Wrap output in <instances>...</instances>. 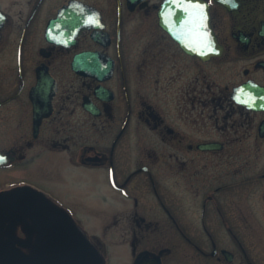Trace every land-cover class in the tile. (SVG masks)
<instances>
[{"label": "flooded vegetation", "instance_id": "flooded-vegetation-1", "mask_svg": "<svg viewBox=\"0 0 264 264\" xmlns=\"http://www.w3.org/2000/svg\"><path fill=\"white\" fill-rule=\"evenodd\" d=\"M250 79L264 0H0V264H256L219 193L251 177L201 193L203 155L229 150L220 110L264 119L232 97ZM30 166L106 210L79 216Z\"/></svg>", "mask_w": 264, "mask_h": 264}, {"label": "rangeland", "instance_id": "rangeland-1", "mask_svg": "<svg viewBox=\"0 0 264 264\" xmlns=\"http://www.w3.org/2000/svg\"><path fill=\"white\" fill-rule=\"evenodd\" d=\"M222 114H226V110H220L219 112V125L223 126L228 123L230 137L227 138V135H222L220 131L218 136L219 139L226 140V146L229 147V150L222 151L217 156L203 155L202 163L207 164L208 171L206 174L208 176L201 177V193H210L217 184L224 183L226 180L237 181L243 177H251V180L246 184L235 185L229 191L224 192L225 190H221L219 193L233 194L240 197L241 202L239 204L246 207L245 213L249 218V227L243 228L242 224H237L238 230L243 231L237 236L248 248L255 263L264 264V177L260 176L264 173V138L258 134V123L263 113H232L227 122L223 121ZM249 120L250 124H248ZM242 121H245V126H240ZM206 122L208 127L204 128L203 132H208L207 135H210L211 120L208 119ZM27 175L44 189L54 195L61 196L79 216H82L86 211L101 213V211L106 210L100 196V187H91L87 191L83 188L77 189L74 187L77 190L74 194V191L70 188L65 192L52 179L36 176L34 171L31 170V166L28 167ZM246 200H248V207L246 206ZM173 240L179 241L172 236V242ZM218 244L228 245L234 251L240 252L241 257L237 241L231 235H228L227 238L226 235L220 234Z\"/></svg>", "mask_w": 264, "mask_h": 264}, {"label": "water", "instance_id": "water-1", "mask_svg": "<svg viewBox=\"0 0 264 264\" xmlns=\"http://www.w3.org/2000/svg\"><path fill=\"white\" fill-rule=\"evenodd\" d=\"M61 17L59 19H61ZM187 48H188V45H187ZM198 50L201 52L203 51V53H205V50H201V49H198ZM232 97L238 103L245 105L248 109H252L256 111L264 110V86L254 80L250 79L246 82H243L242 84L238 86H235L233 93H232ZM259 135L264 136V119L261 120L259 124ZM199 145L202 148H221L222 147L221 142H215V141L208 142V143H202ZM224 252L227 254V258L229 260L233 258V254L230 251L224 250Z\"/></svg>", "mask_w": 264, "mask_h": 264}, {"label": "snow or ice", "instance_id": "snow-or-ice-1", "mask_svg": "<svg viewBox=\"0 0 264 264\" xmlns=\"http://www.w3.org/2000/svg\"><path fill=\"white\" fill-rule=\"evenodd\" d=\"M189 3H191V0H189Z\"/></svg>", "mask_w": 264, "mask_h": 264}]
</instances>
